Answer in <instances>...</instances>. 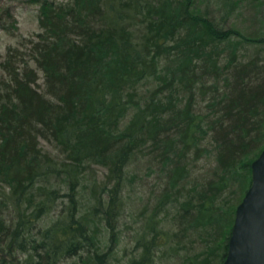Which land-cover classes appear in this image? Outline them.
Masks as SVG:
<instances>
[{
	"label": "trees",
	"instance_id": "1",
	"mask_svg": "<svg viewBox=\"0 0 264 264\" xmlns=\"http://www.w3.org/2000/svg\"><path fill=\"white\" fill-rule=\"evenodd\" d=\"M199 1L33 0L35 67L0 64V264H120L125 192L147 155L165 182L126 264L224 262L264 149V36L218 28Z\"/></svg>",
	"mask_w": 264,
	"mask_h": 264
},
{
	"label": "rangeland",
	"instance_id": "2",
	"mask_svg": "<svg viewBox=\"0 0 264 264\" xmlns=\"http://www.w3.org/2000/svg\"><path fill=\"white\" fill-rule=\"evenodd\" d=\"M48 1L61 3L67 0ZM234 1L238 3L239 8L228 19H222L224 9ZM198 7L199 13L209 17L220 29L234 28L246 37L264 36V0H201L198 2ZM39 9L40 5L34 3L33 0H0V64L14 55L18 56L17 60L21 63L31 60V42L37 41V35L42 32ZM233 40L234 42L238 41L237 38ZM246 50H252V48ZM30 65L34 66L35 63L30 61ZM3 76L5 77L4 71L0 65V80ZM39 78L37 88L43 91L44 78L41 72ZM152 80L151 83L148 82L142 87L143 90L153 89L155 83ZM199 108L206 112L209 111L205 104ZM41 143L46 150H52L46 142L41 141ZM156 162L158 163V161ZM214 166V157L210 155L197 162L195 166L197 172L195 171L193 176L197 177L199 174L209 172ZM132 169L129 178H133V180L127 185L124 197L126 206L118 221L119 244L112 250V259L120 264H126L130 258L136 255L135 238L140 234L139 228L143 226L144 220L140 214L145 210H153L156 202H158L161 187L165 182L163 174L155 164L154 157L150 159V156L147 155L136 159ZM103 172L104 170L100 167L90 169L91 174L98 175L99 182L104 181ZM2 191L3 188L0 186V194ZM85 196L90 197L88 193ZM169 208L161 215L163 219L166 218L165 213L175 211L174 205ZM171 220V217L166 220L169 225L172 224ZM107 236L104 234L105 249L110 242Z\"/></svg>",
	"mask_w": 264,
	"mask_h": 264
},
{
	"label": "water",
	"instance_id": "3",
	"mask_svg": "<svg viewBox=\"0 0 264 264\" xmlns=\"http://www.w3.org/2000/svg\"><path fill=\"white\" fill-rule=\"evenodd\" d=\"M251 185L235 212L222 264H264V149L251 164Z\"/></svg>",
	"mask_w": 264,
	"mask_h": 264
}]
</instances>
